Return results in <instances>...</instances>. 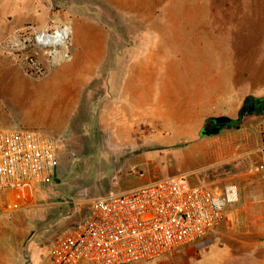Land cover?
<instances>
[{"label": "rangeland", "instance_id": "obj_1", "mask_svg": "<svg viewBox=\"0 0 264 264\" xmlns=\"http://www.w3.org/2000/svg\"><path fill=\"white\" fill-rule=\"evenodd\" d=\"M23 1L0 0V20L18 19L38 31L52 32L72 27L76 18L89 19L107 28L110 60L116 58L114 52L123 50V39L134 38L136 46L125 47L131 57L128 65H136L133 71L139 75L134 86L147 87L153 102L116 114L101 108L95 118L80 101L66 121L64 115L45 107V101L22 99L25 104L17 116L46 122L35 129L59 142V167L44 186L0 194V264H51L52 242L78 224L93 199L125 193L145 180L139 173L155 164V137L166 134L176 143V128L166 124L183 121L190 113L157 102L167 74H195L199 82L204 74L212 86L210 114L188 144L192 157L178 166L193 168L196 178L220 192L235 183L239 200L227 207L226 221L205 242L140 264H264L260 255L264 252V183L254 171L264 144V113L245 105L248 98L264 97V0H41L32 13L22 12ZM5 11L11 14L3 16ZM150 24L160 25L161 35L147 31V40L139 39V32L146 33L142 30ZM27 27L23 30L34 32ZM144 51L145 56L140 55ZM3 52L0 47V72H14L15 79L29 89L54 86L58 75L50 76L48 58L42 56L47 74L34 78ZM122 65L127 66L116 61L117 69ZM61 79L74 78L71 74ZM223 117L233 120L229 128L218 135H202L214 125L212 119ZM178 150L187 151L182 146ZM167 162L168 167L176 166L170 158ZM195 177L185 180L192 184ZM244 252L250 254V261L241 258Z\"/></svg>", "mask_w": 264, "mask_h": 264}, {"label": "built area", "instance_id": "obj_2", "mask_svg": "<svg viewBox=\"0 0 264 264\" xmlns=\"http://www.w3.org/2000/svg\"><path fill=\"white\" fill-rule=\"evenodd\" d=\"M25 30L7 54L22 64L26 75L42 78L48 72L42 56L50 63L61 43L69 47L71 27L52 32L34 29L31 34ZM40 37L60 44L44 45ZM58 152L59 142L45 133L0 127V194L32 191L51 182L59 167ZM254 171L264 183V144ZM238 200L234 183L216 192L208 184H190L183 177L157 179L93 199L78 224L52 242L48 257L51 264L157 261L205 242L223 223L227 207Z\"/></svg>", "mask_w": 264, "mask_h": 264}, {"label": "crops", "instance_id": "obj_3", "mask_svg": "<svg viewBox=\"0 0 264 264\" xmlns=\"http://www.w3.org/2000/svg\"><path fill=\"white\" fill-rule=\"evenodd\" d=\"M39 3H41V0L23 1L22 8H24V11L22 12L27 10L28 13H32L35 9L38 10ZM22 12H17L20 19L22 18ZM5 14H11V12L5 11L3 16ZM2 20H0V47L4 52L1 55L9 57L5 51L9 47L11 48V45L17 40L18 33L31 25L21 23L18 19L13 18H9L8 21L4 22ZM11 21L13 23H10ZM75 22L72 27L70 26L72 35L70 46L66 48V54L59 62H50L48 65L51 71L50 76L58 75L57 78H54V86L51 89H29L27 85L15 79L16 74L14 72H0V127L37 131L35 128L46 126L45 121L39 119L33 121L28 115L23 119L17 116V111L22 110L25 104L22 101L23 98L25 100L30 99L35 103H40L42 100L45 101V107L49 106L48 109L50 110L55 109L56 113H59L58 116L64 115L65 120L68 119L70 110L77 109L80 101L88 105L86 109H89L91 117L94 116L95 118H98V112L102 111L101 108H104V111L116 114V112L129 109L131 106H146L148 103L153 102L149 98V89L147 87L138 88L134 86L139 75L133 71L136 65H128L131 62L129 61L130 55L126 56L125 50V47L136 46L134 38L123 39V50L114 52L116 58L110 60L107 55V47L110 46L111 39L104 34V30L107 33V28L101 24L91 22L89 19L84 21L76 18ZM162 30L160 25L150 24L147 30H142L146 31V33H143L144 36L139 32L138 37L141 40H147V31L151 34L153 33L154 36H158L161 35ZM5 47L7 49H4ZM151 52L154 53V51ZM140 55L145 56V51ZM66 56L69 57L68 60L65 59ZM116 61L122 62V64L126 63L127 66L122 65L117 69ZM71 74L74 78L73 81L72 79H61L62 76ZM149 78L144 77L145 80ZM197 78L200 77L195 74H188L184 77H178L176 74L163 76L160 90L162 95L157 102L172 104L177 108L186 109L190 113L187 117L182 118L184 119L183 121H171L166 124L169 127L176 128L174 134L177 137L175 141L178 144L177 148L175 146L176 143H172L174 141H171L166 134L155 137L156 143H158L155 164L153 168L147 166L146 172H143L145 180L137 183V185L133 186V189L157 179L195 177L194 173L196 170L193 168L185 169L178 165L190 161L192 155L188 144L193 142L199 133L197 128L203 124L205 118L210 114L212 100L209 94L212 86L204 74L200 82ZM188 83H193L195 87H189ZM5 110L10 111V114ZM112 115V113H108V116L113 117ZM180 146L187 151L181 152L178 150ZM169 158L172 164L176 165L174 168H172L173 166H167L170 164L167 162ZM230 178L232 181L235 179L234 176ZM225 180H219V182ZM200 182H203L202 179L196 178L192 184ZM214 190L220 192L218 188ZM225 221L226 214L221 225ZM249 255V253L244 252L241 258L244 257V261H250L248 258H251V256ZM260 255H264V252L260 253Z\"/></svg>", "mask_w": 264, "mask_h": 264}, {"label": "trees", "instance_id": "obj_4", "mask_svg": "<svg viewBox=\"0 0 264 264\" xmlns=\"http://www.w3.org/2000/svg\"><path fill=\"white\" fill-rule=\"evenodd\" d=\"M248 103H250V104H254L253 105V107H254V112L255 113H259V114H263L264 113V97L263 98H248L247 100H246V102H245V105H247ZM218 119H220V118H218ZM218 119H212L211 120V122H213L214 123V125L216 124V122H219L218 121ZM229 119V118H228ZM231 120V119H230ZM231 121H233V120H231ZM223 122H227L228 124H227V126L226 127H230L231 126V124H229V122L228 121H223ZM217 125V124H216ZM217 129H219L218 130V132L217 133H215V134H211V135H218L223 129H224V126L223 127H219V128H217Z\"/></svg>", "mask_w": 264, "mask_h": 264}, {"label": "bare ground", "instance_id": "obj_5", "mask_svg": "<svg viewBox=\"0 0 264 264\" xmlns=\"http://www.w3.org/2000/svg\"><path fill=\"white\" fill-rule=\"evenodd\" d=\"M39 42L43 43L44 45H48V46H52L54 44H60L57 39L51 40V39H48L46 37H40ZM66 52H67L66 51V45L61 43V50L54 54L53 61L55 59L56 61L58 60V62H59V60L63 58V56L66 54Z\"/></svg>", "mask_w": 264, "mask_h": 264}, {"label": "flooded vegetation", "instance_id": "obj_6", "mask_svg": "<svg viewBox=\"0 0 264 264\" xmlns=\"http://www.w3.org/2000/svg\"><path fill=\"white\" fill-rule=\"evenodd\" d=\"M247 107H248V109H252V108H254L253 106H251V104L250 103H248L247 104ZM255 110V109H254ZM254 110L252 111V112H254ZM217 124V125H216ZM216 124L215 125H213L210 129H209V131H211V130H213V129H216V128H221V127H223L224 126V128H228V127H226L227 126V122H223V121H219V122H216Z\"/></svg>", "mask_w": 264, "mask_h": 264}, {"label": "water", "instance_id": "obj_7", "mask_svg": "<svg viewBox=\"0 0 264 264\" xmlns=\"http://www.w3.org/2000/svg\"><path fill=\"white\" fill-rule=\"evenodd\" d=\"M251 110L253 111L254 108H252ZM218 121H228L229 124L232 123V121H231L230 119L226 118V117L220 118V119H218ZM218 130H219V129H217V128H216V129H213V130H211V131L208 130V131L203 132L202 135H204V136H210L211 134H215V133H217Z\"/></svg>", "mask_w": 264, "mask_h": 264}]
</instances>
